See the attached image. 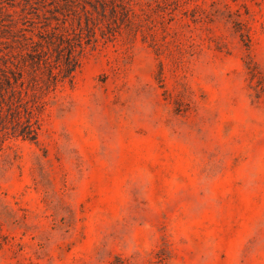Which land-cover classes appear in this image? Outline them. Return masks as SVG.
Segmentation results:
<instances>
[{
	"label": "rangeland",
	"instance_id": "1",
	"mask_svg": "<svg viewBox=\"0 0 264 264\" xmlns=\"http://www.w3.org/2000/svg\"><path fill=\"white\" fill-rule=\"evenodd\" d=\"M0 264H264V0H0Z\"/></svg>",
	"mask_w": 264,
	"mask_h": 264
},
{
	"label": "trees",
	"instance_id": "2",
	"mask_svg": "<svg viewBox=\"0 0 264 264\" xmlns=\"http://www.w3.org/2000/svg\"><path fill=\"white\" fill-rule=\"evenodd\" d=\"M75 60H74V58L72 57H70V59H69V62H68V64L66 65V68L67 67H70L69 65H71V63H73ZM73 71V68H70V69H67V72L68 73H71Z\"/></svg>",
	"mask_w": 264,
	"mask_h": 264
}]
</instances>
